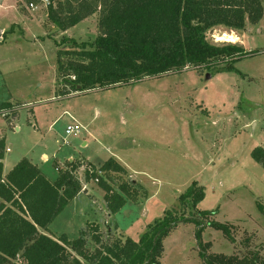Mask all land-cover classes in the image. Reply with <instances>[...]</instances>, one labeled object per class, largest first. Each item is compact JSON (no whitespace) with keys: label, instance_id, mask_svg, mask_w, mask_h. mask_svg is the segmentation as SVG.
<instances>
[{"label":"rangeland","instance_id":"rangeland-1","mask_svg":"<svg viewBox=\"0 0 264 264\" xmlns=\"http://www.w3.org/2000/svg\"><path fill=\"white\" fill-rule=\"evenodd\" d=\"M32 1L0 0L4 174L25 157L51 180L57 174L55 162L63 166L71 157H89L99 165L119 158L146 184L136 183L127 210L118 216L131 235L137 231L132 223L140 215L138 203L158 191L154 204L179 209L178 197L197 180L206 187L205 205L214 212L203 223L231 226L229 235L210 225L198 233L194 221L180 222L162 238L161 264H207L201 243L208 244L207 255L255 254L264 261V168L252 156L256 147L264 148V15L257 23L247 22L243 31L222 26L208 31L210 43H236L250 52L235 61L234 70L212 74L189 67L64 95L57 83V43L68 37L93 41L99 34V12L61 30L44 8L32 10ZM225 35H234V41H225ZM73 118L83 129L66 136ZM113 175L115 188L131 181L128 175ZM94 186L93 180L86 184ZM96 190L91 191L95 198L82 194L70 203L51 230L76 239L88 221L97 220L104 242L125 240L115 219L98 210L102 199ZM87 245L89 250L98 246L92 239Z\"/></svg>","mask_w":264,"mask_h":264},{"label":"trees","instance_id":"trees-1","mask_svg":"<svg viewBox=\"0 0 264 264\" xmlns=\"http://www.w3.org/2000/svg\"><path fill=\"white\" fill-rule=\"evenodd\" d=\"M97 12L99 34L93 41L68 37L57 43V83L64 95L132 84L189 67L212 74L234 70L235 61L250 52L236 43L212 44L207 33L219 26L243 31L247 22L261 20L264 5L262 0H51L49 16L59 29L67 30ZM63 44L69 46L61 48ZM5 151L1 139L0 264H161L162 238L180 222L194 221L200 226L198 233L210 225L229 235L231 226L203 223L202 218L214 212L199 208L206 187L194 180L178 197L179 209H167L147 225L138 241L104 242L99 225L90 221L76 239L66 234L53 237L49 226L94 178L99 177L97 184L105 191L112 215L133 198L137 184L126 180L113 186L114 173L127 175L113 157L99 165L85 158L63 166L55 162L59 175L54 181L25 157L4 175ZM252 156L264 168V148L256 147ZM90 239L98 245L94 250L88 249ZM207 245L201 243L207 264H264L255 254L207 255Z\"/></svg>","mask_w":264,"mask_h":264},{"label":"crops","instance_id":"crops-1","mask_svg":"<svg viewBox=\"0 0 264 264\" xmlns=\"http://www.w3.org/2000/svg\"><path fill=\"white\" fill-rule=\"evenodd\" d=\"M73 122H78L76 119H74L73 118ZM44 156L46 157L47 156V154H44ZM75 159H77V158H73V157H71L68 161H73V160H75ZM87 161H89V162H92L91 160H90V158L88 157V158H85ZM117 159V161L123 166V167H125V169L127 170V175L129 176V179L131 180V181H133V182H135V183H140V184H143V182H141V180H139V178H135L136 176H134V175H132L130 172H129V167L127 166V164L126 163H124V162H122L119 158H116ZM108 160V159H107ZM3 162H4V160H3ZM60 166H62V164L61 163H59V162H57ZM66 163V162H65ZM93 163V162H92ZM104 163V162H103ZM102 164V163H101ZM64 165V164H63ZM56 168V167H55ZM56 171H57V174L55 175V179L54 180H56L57 179V177H58V175H59V173H58V169L56 168ZM8 173H6V174H4V175H7ZM126 175V176H127ZM51 180V179H50ZM54 180H52V181H54ZM96 184V183H95ZM98 185V184H97ZM144 185V187H146V184H143ZM97 189V190H96ZM148 189V188H147ZM92 190H96V192H98L99 193V196L101 197V199H102V202H103V204H101L102 202H100V205L97 207L98 208V210L99 211H101V213L102 214H104V218H114L115 219V222H116V227H117V230L118 231H120L123 235H125V237L126 238H128V237H131L133 240H135V241H138L140 238H141V236L143 235V233L146 231V226L149 224V223H151L153 220H154V218H157V217H161L162 215H163V213L167 210V209H169L166 205H164L163 203H156V204H154L153 202H154V199H156L154 196L155 195H157V192L158 191H155L154 192V194L152 193V194H150L149 195V197H147L145 200H144V202H140V203H138V205L140 206V215H139V217H137L138 218V221L136 222H134V223H132V226H135L136 228H137V231H136V234L135 235H131L130 233H128L129 231H127L126 229H124V227H122L121 226V224L119 223V221H118V216L120 215V214H122V213H124V211L125 210H127V208H128V205H129V201L130 200H128L127 201V203L125 204V206L118 212V213H116V215H112L111 213H110V211L108 210V207H107V205H106V200H105V198H104V196H105V191L102 189V188H100L99 186H94L93 188H91V187H86V185H85V188H84V190L75 198V199H73L70 203H72L73 201H75L76 199H79V197L82 195V194H85V195H87V196H89V197H91V198H95V194L94 193H91V191ZM207 198H208V195H207V193H206V197H205V199L199 204V208L200 209H202V210H209V207H207L205 204H206V201H207ZM70 203H69V205L68 206H70ZM137 203V202H136ZM67 206V207H68ZM66 207V208H67ZM204 207H205V209H204ZM66 208H65V210H66ZM64 210V211H65ZM104 210V211H103ZM63 211V212H64ZM62 212V213H63ZM61 213V214H62ZM60 214V215H61ZM154 214L156 215V216H154ZM59 215V216H60ZM153 215V216H152ZM58 216V217H59ZM57 217V218H58ZM56 220V219H55ZM54 220V221H55ZM53 221V222H54ZM108 220H106V221H104V223H106ZM53 222H52V224H53ZM90 222H94V223H96V224H98L99 225V228H100V231L102 230V228L100 227V222L99 221H97V220H95V221H90ZM52 224H51V226H52ZM51 226H49V231H48V233H49V235H51V236H53V237H59L60 235H62V234H66L67 236H68V234L66 233V232H62V233H58V232H54V231H52L51 230ZM85 227V226H84ZM83 228V227H82ZM68 238H69V236H68ZM70 239V238H69ZM72 240V239H71Z\"/></svg>","mask_w":264,"mask_h":264},{"label":"built area","instance_id":"built-area-1","mask_svg":"<svg viewBox=\"0 0 264 264\" xmlns=\"http://www.w3.org/2000/svg\"><path fill=\"white\" fill-rule=\"evenodd\" d=\"M29 6H31L32 10H37L39 7H42L46 10V12L49 16L51 0H35V1H32ZM82 129H83L82 124H80L79 122H73V123H70L66 126L65 134H66V136H71V135L76 136L80 133V131ZM97 171H98L99 175L103 174V171L100 168H98ZM93 181L95 183H98L99 177L94 178Z\"/></svg>","mask_w":264,"mask_h":264},{"label":"bare ground","instance_id":"bare-ground-1","mask_svg":"<svg viewBox=\"0 0 264 264\" xmlns=\"http://www.w3.org/2000/svg\"><path fill=\"white\" fill-rule=\"evenodd\" d=\"M234 39H235V36L234 35H225V41H234Z\"/></svg>","mask_w":264,"mask_h":264},{"label":"water","instance_id":"water-1","mask_svg":"<svg viewBox=\"0 0 264 264\" xmlns=\"http://www.w3.org/2000/svg\"><path fill=\"white\" fill-rule=\"evenodd\" d=\"M207 77L210 78V74H207Z\"/></svg>","mask_w":264,"mask_h":264}]
</instances>
